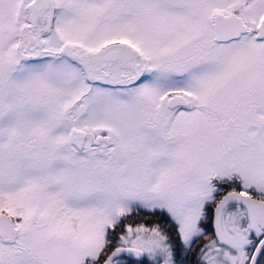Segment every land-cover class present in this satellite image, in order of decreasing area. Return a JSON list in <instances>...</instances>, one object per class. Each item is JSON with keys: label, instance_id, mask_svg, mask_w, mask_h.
I'll return each mask as SVG.
<instances>
[{"label": "snow or ice", "instance_id": "obj_1", "mask_svg": "<svg viewBox=\"0 0 264 264\" xmlns=\"http://www.w3.org/2000/svg\"><path fill=\"white\" fill-rule=\"evenodd\" d=\"M0 264H264V0H0Z\"/></svg>", "mask_w": 264, "mask_h": 264}]
</instances>
